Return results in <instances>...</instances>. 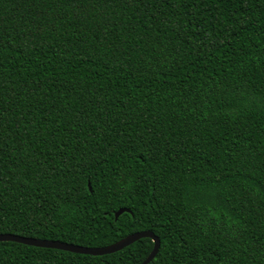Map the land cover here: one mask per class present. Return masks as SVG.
<instances>
[{
    "label": "trees",
    "instance_id": "16d2710c",
    "mask_svg": "<svg viewBox=\"0 0 264 264\" xmlns=\"http://www.w3.org/2000/svg\"><path fill=\"white\" fill-rule=\"evenodd\" d=\"M142 231L149 264H264V0H0V234ZM153 248L0 242V264Z\"/></svg>",
    "mask_w": 264,
    "mask_h": 264
},
{
    "label": "water",
    "instance_id": "95a60500",
    "mask_svg": "<svg viewBox=\"0 0 264 264\" xmlns=\"http://www.w3.org/2000/svg\"><path fill=\"white\" fill-rule=\"evenodd\" d=\"M89 189L90 191L92 190L90 184H89ZM128 212H130L128 209L118 210L115 213V219L117 220L123 213H128ZM143 238H150L154 242V248L151 254L142 263V264H149L156 258L161 245L160 239L153 232L150 231H142V232H136L130 234L116 243L100 248L77 246L60 241L27 238L14 234H0V242H14V243L24 244L27 246H32L37 248L55 249V250H61L65 252L88 255V256H104V255L113 254L125 249L126 247L132 245L133 243Z\"/></svg>",
    "mask_w": 264,
    "mask_h": 264
}]
</instances>
